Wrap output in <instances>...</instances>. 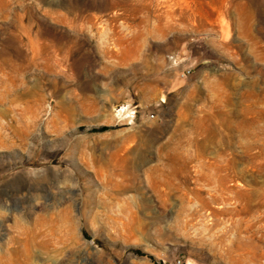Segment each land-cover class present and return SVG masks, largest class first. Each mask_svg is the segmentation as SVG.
I'll return each mask as SVG.
<instances>
[{
    "label": "rangeland",
    "instance_id": "obj_1",
    "mask_svg": "<svg viewBox=\"0 0 264 264\" xmlns=\"http://www.w3.org/2000/svg\"><path fill=\"white\" fill-rule=\"evenodd\" d=\"M0 264H264V0H0Z\"/></svg>",
    "mask_w": 264,
    "mask_h": 264
},
{
    "label": "built area",
    "instance_id": "obj_2",
    "mask_svg": "<svg viewBox=\"0 0 264 264\" xmlns=\"http://www.w3.org/2000/svg\"><path fill=\"white\" fill-rule=\"evenodd\" d=\"M168 58H169L170 61H174V62H176V61L178 60V57H177V55H175V54H170V55H168ZM190 71H191L190 69H187V70H186V73H189ZM125 110L127 111V113H128L131 117H134L135 114H136V112H137L136 107H132V106H128L127 109H122V110H121V113H123ZM151 116L154 117L155 114L152 113Z\"/></svg>",
    "mask_w": 264,
    "mask_h": 264
},
{
    "label": "water",
    "instance_id": "obj_3",
    "mask_svg": "<svg viewBox=\"0 0 264 264\" xmlns=\"http://www.w3.org/2000/svg\"><path fill=\"white\" fill-rule=\"evenodd\" d=\"M232 36V35H231ZM231 37L230 36H228L226 33H224V34H222V32H221V39L223 40V41H227V40H229Z\"/></svg>",
    "mask_w": 264,
    "mask_h": 264
}]
</instances>
